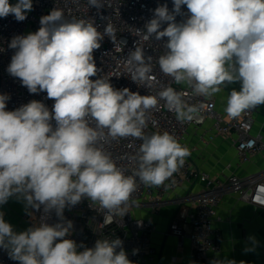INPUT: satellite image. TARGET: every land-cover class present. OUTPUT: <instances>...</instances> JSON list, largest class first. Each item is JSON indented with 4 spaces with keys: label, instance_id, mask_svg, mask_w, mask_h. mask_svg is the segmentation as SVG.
Here are the masks:
<instances>
[{
    "label": "clouds",
    "instance_id": "1",
    "mask_svg": "<svg viewBox=\"0 0 264 264\" xmlns=\"http://www.w3.org/2000/svg\"><path fill=\"white\" fill-rule=\"evenodd\" d=\"M89 3L100 6L97 0ZM182 5L188 16L177 23ZM32 9L33 0H0V18L13 15L24 21ZM62 18L61 10H53L41 17L38 31L16 36L9 44L16 51L8 73L29 93L46 91L54 104L50 111L33 100L9 111L10 97L0 94V205L22 197L26 206H43L45 213L55 209L63 221L64 208L86 197L109 213L125 216L137 180L147 187L164 185L191 152L167 131L144 135L145 110L157 104L156 97L117 91L105 79H92L98 71L93 52L103 37L92 23L60 22ZM106 33L112 34L111 27ZM147 33L168 38L169 52L159 59L162 72L177 82L194 81L198 94L212 95L225 82H240V90L233 89L227 98L229 116L264 105V0H173L172 11L167 4L154 9ZM133 59L142 60L139 49ZM146 71L140 70L139 78ZM160 95L169 104L180 103L171 88ZM88 117L97 128L89 126ZM105 128L113 139L143 141L133 175L95 147L101 138L97 129ZM72 228L71 221L42 222L17 233L0 213V248L19 264H133L120 238L98 239L94 247L78 251L83 245L66 238ZM209 264L236 262L214 259Z\"/></svg>",
    "mask_w": 264,
    "mask_h": 264
},
{
    "label": "built area",
    "instance_id": "2",
    "mask_svg": "<svg viewBox=\"0 0 264 264\" xmlns=\"http://www.w3.org/2000/svg\"><path fill=\"white\" fill-rule=\"evenodd\" d=\"M9 2L17 3L15 0ZM97 3L99 7L90 4L89 0H33V9L27 12L24 21H17L13 15L0 18V94L10 97L6 110L12 111L36 100L51 111L54 100L47 98L46 91L29 93L19 78L8 73V65L16 51L9 44L16 36L38 31L42 16L53 10H61L63 18L60 22L84 20L92 23L103 37L100 48L93 52L98 71L92 79H105L117 91L128 89L132 93L156 97L157 104L145 110L142 131L146 137L167 131L191 152L187 142L191 129L206 125L201 138L207 141L217 136L230 138L236 144L241 163L249 161L255 153L264 151V137L252 132L261 105L231 117L218 110L213 94H198L194 81L184 79L177 82L160 69V57L169 52L166 47L168 38L157 39L156 34H148L147 24L154 18L157 6L167 4L169 11H172L173 0H97ZM181 9L183 15L176 16L177 23L185 21L188 16L186 5H182ZM109 27L112 29L111 35L106 33ZM165 27L166 23L160 30ZM138 49L142 55L141 61L133 59ZM143 69L147 71L141 79L139 71ZM134 76L136 79H133ZM228 84L225 82L219 87ZM169 88L180 97L179 104H169L166 98L161 97L160 94ZM180 112L184 113L183 117L178 115ZM87 119L90 127L97 128L94 119ZM52 124L55 127V121ZM97 131L101 132V138L95 147L109 154L126 175H133L139 166V147L143 141L134 137L113 139L107 135L106 128ZM185 184L189 185L188 193L176 201L180 207L187 203L190 205L173 218L168 233L184 235L187 232L193 249V264H209L214 259H220L211 258L210 255H217L221 250L222 233L215 222L223 198L232 193L254 208L264 209V169L248 175H213L199 168L190 155L184 166L160 187H147L137 180V190L133 193L125 216L109 213L85 197L78 204L64 208L63 221L55 209L45 213L43 206L39 210L27 206L24 219L29 228L39 226L42 222L55 225L71 221L73 228L66 238L83 245L78 251L94 247L98 239L120 238L133 264H159V250L151 239L154 223L135 212L146 204L157 205L167 201L170 193ZM0 264L19 262L12 260L8 252L0 248ZM173 264L179 263L175 259Z\"/></svg>",
    "mask_w": 264,
    "mask_h": 264
},
{
    "label": "crops",
    "instance_id": "3",
    "mask_svg": "<svg viewBox=\"0 0 264 264\" xmlns=\"http://www.w3.org/2000/svg\"><path fill=\"white\" fill-rule=\"evenodd\" d=\"M240 87V82L236 81L220 87L221 90L213 94L218 110L226 112L228 96L233 89L239 91ZM205 130L206 125L192 128L187 138L191 157L199 168L213 175L222 173L248 175L264 169V151L255 153L249 161L241 163L236 144L230 138L217 136L214 140H203L201 136ZM252 132L264 137V105H261L256 113ZM188 191L189 185L185 184L170 193L167 201L157 205L146 204L135 212L136 215L150 219L154 223L151 239L159 250V264H173L175 259L179 264H193V249L187 232L184 235L168 233L173 218L190 205L187 203L180 207L176 201ZM19 202L22 204L24 218L27 211L26 201L21 197ZM5 221L11 222L8 219ZM26 224L28 225L27 222ZM215 224L222 233L221 250L217 255L212 253L211 258L234 260L236 264H264L263 208H254L250 203L228 193L217 209ZM250 237H254L255 242L250 240ZM246 248L253 250L245 251Z\"/></svg>",
    "mask_w": 264,
    "mask_h": 264
},
{
    "label": "rangeland",
    "instance_id": "4",
    "mask_svg": "<svg viewBox=\"0 0 264 264\" xmlns=\"http://www.w3.org/2000/svg\"><path fill=\"white\" fill-rule=\"evenodd\" d=\"M18 2V0H15ZM16 196L10 197L9 200L0 205V213H3L4 219L10 220V224L13 226V230L17 233L26 231L28 229V225L26 224L23 216H22V204L19 202Z\"/></svg>",
    "mask_w": 264,
    "mask_h": 264
}]
</instances>
